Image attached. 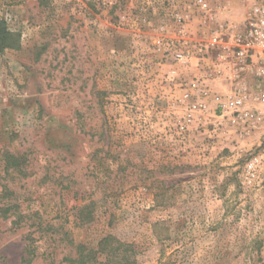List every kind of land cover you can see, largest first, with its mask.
I'll use <instances>...</instances> for the list:
<instances>
[{"label": "rangeland", "instance_id": "374dc122", "mask_svg": "<svg viewBox=\"0 0 264 264\" xmlns=\"http://www.w3.org/2000/svg\"><path fill=\"white\" fill-rule=\"evenodd\" d=\"M205 1L221 22L253 2ZM204 17L194 0H0L19 36L0 52V264H118L107 238L135 264H264V165L258 186L244 174L264 121L248 134L207 102L185 124L178 100L208 64L178 68L170 43L199 48Z\"/></svg>", "mask_w": 264, "mask_h": 264}, {"label": "built area", "instance_id": "2783aa9c", "mask_svg": "<svg viewBox=\"0 0 264 264\" xmlns=\"http://www.w3.org/2000/svg\"><path fill=\"white\" fill-rule=\"evenodd\" d=\"M194 4L205 14V22L210 27L206 40L194 50L183 40L170 43L178 68L187 69L192 60H196L197 68H202L200 62L208 64L206 74L194 77L178 99L188 104L184 122L191 124L194 114L204 112L210 102L218 118L227 119L233 128L242 126L249 134L261 128L264 121V0H253L239 22L219 21L205 0H194ZM178 20L181 23L183 19ZM222 78L226 79L229 89L219 94L213 88ZM263 165L264 150L247 159L244 167L247 185H259Z\"/></svg>", "mask_w": 264, "mask_h": 264}, {"label": "trees", "instance_id": "16d2710c", "mask_svg": "<svg viewBox=\"0 0 264 264\" xmlns=\"http://www.w3.org/2000/svg\"><path fill=\"white\" fill-rule=\"evenodd\" d=\"M6 49H19V36L17 34H14L10 32L6 26V23L3 20H0V52L6 50ZM20 161L19 157H15L13 155L7 154L5 156V169L6 170H14L19 171L21 169L22 164H18ZM103 239L98 247V251L102 254H106V261H108L109 256L113 255V253L118 252L121 258H119L117 261L118 264H135V260H132V262H129L127 256V252L134 253L135 250L132 245H125L118 243L116 249L113 250V252H109L103 248L104 244H106L109 240ZM93 255L94 253L91 251L89 256ZM83 264H89V263H83Z\"/></svg>", "mask_w": 264, "mask_h": 264}]
</instances>
